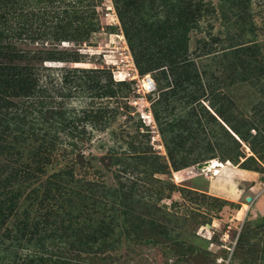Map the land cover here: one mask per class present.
<instances>
[{
    "label": "rangeland",
    "instance_id": "374dc122",
    "mask_svg": "<svg viewBox=\"0 0 264 264\" xmlns=\"http://www.w3.org/2000/svg\"><path fill=\"white\" fill-rule=\"evenodd\" d=\"M154 1L128 0L125 10L131 20L138 23L147 5ZM211 1L217 6L218 0ZM37 2L34 9L42 11L51 1H29ZM93 2L94 6L85 13L90 22L88 29H83L85 22H68L64 24L67 27L60 41H36L35 44L18 41L15 47L16 50L60 51L77 56H73V60L78 63L47 61L38 64L55 69L48 71L51 73L47 74L48 78L46 74L43 77L46 84L49 82L50 90L67 88L59 81L62 74L58 68L101 70L97 71V77L103 83L112 77L117 92L114 97H92L91 93L75 92L70 99H59L65 109L77 114L84 110L98 113L101 109L103 112L97 118L101 119V124H87L88 132L92 133L91 142L81 143L85 144L86 157L93 156V159L77 165L75 171L78 178L84 176L85 182L91 181L94 185L74 183L73 193L68 192L70 195L47 189L55 172L67 166L68 160L64 157L67 158L65 155L71 148L65 145L60 146L49 161H41V167L36 165L30 172L24 171L22 161L17 164L12 159H21L18 152L29 159L28 151L35 152L34 146L20 148L11 156L2 157L0 152V240L5 241L0 244V264L5 257L8 264H24L23 259L35 250L31 245L34 242L29 240L31 237L36 242L43 239L42 250L66 253L69 261L59 260L57 256L56 264H264V140L249 139L246 143L251 144L254 151L246 143L244 151L250 160L244 166L237 164L234 155L227 151L232 143L224 136V129L212 121L198 103L195 107H183L189 100L186 90L197 91L206 84V79L183 76L178 80L179 106L170 111L178 122L176 132L167 134L168 149L154 117L153 103L160 96L167 98L166 90L174 82L163 81L161 88L155 86L148 91L144 85L146 75L153 79L155 72L140 75L114 1ZM251 4L248 28L254 31L248 36L249 41L255 40L250 44L259 47L254 46L245 56L253 62L249 74L245 81L235 80L230 96L236 104L232 111L236 110L237 118L257 117L264 122V82L257 83L260 79L264 81V0H251ZM6 9L0 6V13ZM45 10L55 12L50 8ZM205 18L200 22L202 30L190 33L189 52L196 51L201 39L209 41L214 48H219L224 40L219 17L214 14L212 18ZM211 21L213 32L206 29ZM41 22L42 19L31 25L36 28ZM26 26L29 27V23ZM74 33L85 34L76 40ZM211 34L223 39L212 41ZM149 36L163 55H173L176 59V47L174 50L168 38L162 39L153 32ZM13 55L11 50L0 52V66L8 67L9 59L15 60ZM201 61L196 59L198 64ZM232 81L233 77L223 78L222 83L218 80L221 88L231 87ZM160 89H164V94ZM205 99L201 97L203 102ZM27 112L29 124L35 117L38 120L35 110L33 114ZM204 130L210 137L207 138L209 143L204 140ZM178 131L183 134L179 140L175 139ZM68 134L66 130H59L58 142L68 146L71 140ZM253 134H256L254 130ZM218 142L225 147L217 146ZM131 146L138 151L133 157L128 154ZM205 152L216 155L215 160L223 166L200 168L199 165L213 161L206 160L182 168L184 162ZM16 168L20 181L25 183L14 187L20 188L18 193V189L8 188L3 182L5 174ZM184 170L190 173L179 182L175 172ZM7 191L19 197L8 198ZM85 245L91 249L85 250ZM77 255L78 258L70 260Z\"/></svg>",
    "mask_w": 264,
    "mask_h": 264
},
{
    "label": "trees",
    "instance_id": "16d2710c",
    "mask_svg": "<svg viewBox=\"0 0 264 264\" xmlns=\"http://www.w3.org/2000/svg\"><path fill=\"white\" fill-rule=\"evenodd\" d=\"M29 1L36 0H0V6H6L7 8L0 13V52L11 50L15 54L13 55L15 60L9 59L11 64L8 67L0 66V141L3 142L0 143V152L2 157L8 156V154L11 156L15 155L13 153L20 148V150H23L25 147L32 148L34 146L35 152H31L33 149L28 151V153L30 152L29 159L23 158L19 152L18 159H21H12L17 164L22 161L21 165L25 166L23 167L24 171L28 170L30 172L36 165L41 167L39 165L41 161H49L60 146L65 145L67 149L68 147L71 148L70 153L66 151L65 156L67 158L64 157L68 160L66 162L67 166L55 172L49 180L47 188L50 192L55 190L62 193V195L63 193L70 195L68 192L73 193L74 183L94 185L91 181L85 182L86 178L84 176L82 179L78 178L75 171L77 165L86 163L88 159H93V156L86 157L84 153L85 144L82 146L81 143L91 142L92 133L88 132L87 124H101V119L97 118L103 112L101 109L98 110V113L84 110L81 114H77L74 111L65 109L64 103L60 102L59 99H70L75 92H81L85 95L91 93L92 97H106L107 95L114 97L117 95L116 84L111 76L103 83L102 79L97 77L99 75L97 71L101 70L58 68L62 74L59 81L62 80L67 88L54 87L50 90L47 86L49 82L46 84L43 77L46 74L48 78L47 74H51L48 71H54L55 69L38 66V64L47 61L78 63L79 61L73 60V56H77L73 53L60 51L16 50L15 45L18 41L26 44H35L36 41L47 40L60 41L67 27L64 24L68 22H85L86 27L83 29H88L90 22H87L88 15L86 16L85 13L94 6V2L92 3V0H48L51 2L45 4L44 9L40 8L43 9L42 11H37L34 8L39 2L31 4ZM113 1L124 25L140 75L143 77L146 74L155 72L152 76L157 88L162 87L163 81L169 82L170 80L171 83L174 82L166 90L167 98L160 96L153 103L154 117L165 143H168L167 134L176 132L175 126L178 119L172 117L170 111L172 108L176 110L179 106L177 104L180 92L178 80L182 79L183 76H192L194 80L200 76V78L206 79V84L201 85L195 92L189 91L188 88L186 91L189 100L184 102L183 107L190 108L195 103L201 105L212 118V121L218 123L226 132L224 136L229 139L230 144L232 143L227 148L228 153L234 155L233 159L236 160L237 164L244 166L250 160L244 151L245 143L249 139H253L252 141L264 140V122L262 119L257 117L237 118V115H235L236 110L235 112L232 111L236 104L230 96L232 95L230 89L236 83L235 80L241 78L245 81L251 63H253L245 58L247 53L256 45L250 44L255 40L249 41L248 36L249 33L254 31L251 29V32L248 28L251 19V0H218L217 6L211 0H155L154 4L151 2L147 7L145 6V12L138 23L131 20L125 10L128 0ZM13 8H15L14 12ZM46 8L55 10V12L51 14V12L45 10ZM214 14L223 23L224 33H221L222 31L220 33L221 35L224 34L225 37L220 42L221 44L219 43L221 46L214 48L209 41L201 39L199 41L201 45L199 44L196 51L189 52L191 31L202 30L200 22L205 17L212 18ZM3 19L4 23L2 22ZM40 19H42L40 25L33 28L31 24L38 23ZM28 23L29 27L26 26ZM206 29H214L212 21L208 22ZM150 32L158 33L162 39L168 38L174 44L176 59L172 58L173 55H163V51L156 48V44L149 38ZM210 32L208 31V33ZM84 34L74 33L73 36L78 40L83 38ZM211 36L212 41L215 42L223 39L213 34ZM259 42L261 43V41ZM257 47L259 46H255V48ZM61 55L64 56L63 59ZM169 58H172V60L169 61ZM197 58L202 60L200 64L196 62ZM226 77L227 79L233 77L230 84L232 86L221 88L218 80L222 83L223 78ZM262 82L264 81L260 79V82L257 83L261 84ZM192 83L195 84L194 81ZM262 87L264 91V84H262ZM160 90L164 94V89ZM201 97L206 98L204 102ZM206 103L209 104L206 106ZM34 110L38 115V120L35 117V121L32 122L34 124H29L26 116L27 111L33 114ZM61 129L69 132L68 138L71 140L67 142L68 146L65 143L58 142L57 132ZM253 130L256 132L255 135ZM203 134L204 140L207 141V138H210L207 131L204 130ZM182 136L181 131H178L175 139L179 140ZM207 142L209 143V141ZM246 144L254 151L251 144ZM217 146L225 147V144L218 142ZM167 148L170 149L168 144ZM137 153L136 148L131 146L128 151L129 157H133ZM202 155L203 158H199ZM196 157L192 161L184 162L185 165L182 168H187L201 161L215 160L216 155L211 154L210 156L205 152ZM241 158L244 159L243 162L240 161ZM19 174V169L16 168L11 173L5 174L3 182L7 183L8 188L22 187L25 183L20 181ZM11 183H13V186H10ZM14 189H18L17 193L20 190V188ZM12 192L7 191L6 197L9 198L12 195H15L12 199L19 197V194ZM26 215H29L28 211H26ZM19 229L20 227L18 233ZM32 239L31 237L29 240L30 243L34 242L31 245L35 246V250H31V253L23 259L24 264H56L57 262L54 260H57L55 259L57 256L59 260L69 261L64 252L57 254L42 250L43 239L38 242ZM2 242L5 241L0 240V244H3ZM84 247L85 250L91 249L86 245ZM62 256L65 258H60ZM78 257V255L71 257L70 260ZM3 259L2 264H8L6 257Z\"/></svg>",
    "mask_w": 264,
    "mask_h": 264
},
{
    "label": "bare ground",
    "instance_id": "6f19581e",
    "mask_svg": "<svg viewBox=\"0 0 264 264\" xmlns=\"http://www.w3.org/2000/svg\"><path fill=\"white\" fill-rule=\"evenodd\" d=\"M149 78H151V77L146 75V78H145V81H144V85H145V88L148 91H152L150 83L148 82ZM219 166H223V164H221L217 160H213V161L208 162L206 165H204V168L213 169V168H217ZM189 173H190V170H184V171L175 172V177L180 182V181H183L184 178L189 175Z\"/></svg>",
    "mask_w": 264,
    "mask_h": 264
},
{
    "label": "water",
    "instance_id": "95a60500",
    "mask_svg": "<svg viewBox=\"0 0 264 264\" xmlns=\"http://www.w3.org/2000/svg\"><path fill=\"white\" fill-rule=\"evenodd\" d=\"M148 82L150 83V85H151L152 87H155L156 84H155V82H154L153 79L149 78ZM207 163H208V162H206L204 165H206ZM204 165H199V167L202 168V167H204ZM248 200L251 201L252 199L249 198Z\"/></svg>",
    "mask_w": 264,
    "mask_h": 264
},
{
    "label": "built area",
    "instance_id": "2783aa9c",
    "mask_svg": "<svg viewBox=\"0 0 264 264\" xmlns=\"http://www.w3.org/2000/svg\"><path fill=\"white\" fill-rule=\"evenodd\" d=\"M150 86H151V85H150ZM155 86H156V85H155ZM151 88H152V90L155 89V87H152V86H151Z\"/></svg>",
    "mask_w": 264,
    "mask_h": 264
}]
</instances>
